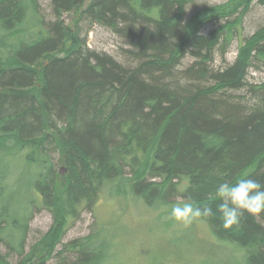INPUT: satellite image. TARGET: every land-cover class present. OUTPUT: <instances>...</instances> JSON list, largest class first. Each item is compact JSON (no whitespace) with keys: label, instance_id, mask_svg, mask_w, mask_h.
Returning a JSON list of instances; mask_svg holds the SVG:
<instances>
[{"label":"trees","instance_id":"1","mask_svg":"<svg viewBox=\"0 0 264 264\" xmlns=\"http://www.w3.org/2000/svg\"><path fill=\"white\" fill-rule=\"evenodd\" d=\"M40 1L0 0V264H49L52 253L60 264H104L115 238L105 226L53 248L54 234L64 236L105 192L152 212L188 199L211 206L213 215L196 222L216 244L238 264H264V214L245 213L224 230L214 199L220 183L250 176L264 184V85L252 87L255 105L231 94L264 65V28L215 71L244 8L200 20L207 8L187 17L195 0H92L85 9L86 0H46V22ZM83 22L122 40L128 65L91 51ZM42 212L56 231L27 250Z\"/></svg>","mask_w":264,"mask_h":264},{"label":"rangeland","instance_id":"2","mask_svg":"<svg viewBox=\"0 0 264 264\" xmlns=\"http://www.w3.org/2000/svg\"><path fill=\"white\" fill-rule=\"evenodd\" d=\"M39 5L46 22H50L52 11L49 2L41 0ZM206 8L208 11L200 16V20L205 15H224L234 9L244 8L247 11L239 25L240 32L234 37L227 53L223 55L219 49L215 53L213 68L218 71L233 65L239 56L240 45L264 28V5L260 0H195L187 8L188 19ZM73 21V16L66 20L71 25ZM81 27L82 38L87 41L91 51L106 54L128 65L124 51L129 48L116 35L104 27L90 25L87 22H83ZM213 29V24L201 28L204 35H208ZM192 62L189 58L185 59L181 69ZM246 82L248 83L246 89L231 94L237 97V101L244 100L250 105H255L257 95L252 87L264 85V65L256 63L251 67ZM57 158L56 155L55 159ZM59 172L62 176L66 175V167L60 165ZM129 174L127 171V175ZM26 180L24 174L22 183ZM102 196L94 210L84 211L80 218L71 224L64 236H60L61 233L54 234V240L61 239L60 243L55 244L54 252H60L63 244L85 238L94 231H99V226H105L106 232H113L115 238L112 237L114 244L110 258L104 264H238L230 250L216 244L215 238L211 236L205 224L194 222L190 226L179 225L169 219L170 211H149L141 204L127 201L123 195L113 200L107 198V192ZM53 228L54 219L49 212L37 214L31 223L27 250L47 237ZM52 231L55 232L56 229ZM0 251L4 255L7 254L1 246ZM47 256L49 264H60L54 253ZM10 261L12 264H18L16 257H12ZM70 262H73V259H70L69 264Z\"/></svg>","mask_w":264,"mask_h":264},{"label":"clouds","instance_id":"3","mask_svg":"<svg viewBox=\"0 0 264 264\" xmlns=\"http://www.w3.org/2000/svg\"><path fill=\"white\" fill-rule=\"evenodd\" d=\"M214 199L218 201L220 226L224 230L238 226L245 213L252 217L264 214V184L250 176L240 178L234 183H220L215 189ZM212 215L211 206L188 199L171 206L169 219L179 225L190 226Z\"/></svg>","mask_w":264,"mask_h":264},{"label":"water","instance_id":"4","mask_svg":"<svg viewBox=\"0 0 264 264\" xmlns=\"http://www.w3.org/2000/svg\"><path fill=\"white\" fill-rule=\"evenodd\" d=\"M92 0H86L85 5H84V9L88 6V4L91 2Z\"/></svg>","mask_w":264,"mask_h":264}]
</instances>
